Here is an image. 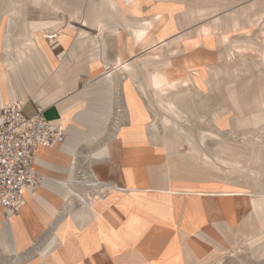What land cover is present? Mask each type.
I'll return each instance as SVG.
<instances>
[{
  "label": "crops",
  "instance_id": "0c3cea01",
  "mask_svg": "<svg viewBox=\"0 0 264 264\" xmlns=\"http://www.w3.org/2000/svg\"><path fill=\"white\" fill-rule=\"evenodd\" d=\"M260 2V6L252 2L225 18L216 17L198 26L199 32L204 26L214 27L212 31L221 41L218 48L210 49L209 52L225 54L228 60L216 66L237 70L242 81L236 89L241 91L245 99H253L254 95L261 93L264 100V24L261 28L263 40L260 60H253L251 63L244 59L231 60L234 49L247 51L251 45L248 39L239 43L232 38L235 33H239L241 38H248L246 28L262 21L264 0ZM29 7H40V23L31 22ZM119 10L123 12L120 7ZM5 11L6 9L0 8V22ZM20 11L22 14L19 23L24 20L30 32L40 29L44 36L5 37L3 48H0V105L15 100L22 101L26 116H32L40 110L51 124L64 126L66 138L57 144L59 149L71 148L75 155L81 145L91 143L95 147L96 159L105 160L109 154L110 140L125 139V134L118 135L119 129L130 127L131 122L126 115L123 77L112 69L113 61L119 53L115 33L119 31L125 34L123 43L129 52V61L134 63V70L138 73L137 80H140L139 74L143 70L148 74L149 70L172 66L173 58L169 56L156 59L159 49L163 55H169V48L160 47L158 41L154 40L150 44L153 49L147 51L148 57L143 61L142 53L148 45L144 50L136 49L141 37L142 14L137 17L125 12L123 15H113L114 17L110 14L120 22L119 26H111L109 24L115 22L104 13L103 5L96 4L93 0H80L78 3L69 0L66 8L56 11H51L46 6L26 4ZM60 11L68 14V23L74 20L82 22L85 19L82 25L95 27L98 35L109 38H83L87 32L81 29L78 38H73V32L65 31L67 27L73 29L68 23L54 17H42L44 12L55 16ZM189 12L197 19V11ZM130 22H133V28ZM51 26L54 28L45 29ZM56 28H60L58 38L47 41L46 34ZM174 57L181 58L182 52ZM137 63L139 66H136ZM137 84L140 85L141 82ZM142 92H145L143 96L147 102L144 99L139 106L145 108L151 119L150 105L154 104L153 97L156 94L149 85L144 91L141 90V95ZM157 99L160 102L156 108L162 111L161 115L166 120L170 136L164 140L165 128L162 127V132L158 130L153 142L149 143L154 148L148 153L168 155L170 164H176L178 169L172 174L166 171L169 169L156 172L155 168L152 170L154 173L149 172L145 179L135 180L132 186L136 188L135 201L128 210L123 205L120 206L119 201L112 202L113 198L93 204L96 213L85 227L78 226L76 217L70 212L62 211L66 202L61 196L62 199L56 196L60 203L57 206L58 212L49 210L50 206L47 204L53 203L49 197L55 192L49 191L47 195H40L38 200L33 201L42 204V207H37L31 201H26V195L30 193L26 189L22 194V205L16 214L2 219L0 207V264H217L223 250L222 232L233 231V227L241 222L240 231L251 232L247 234V241L253 237L252 229L264 228V212L258 216L260 219L256 226L251 223L247 228L246 218L250 215L248 209L234 224L226 219L222 222V218L214 215L202 220L209 202L190 200L202 198V195H233L235 192L224 190L234 188L240 189L241 195L250 197L251 204L256 200L263 210L264 108H258L255 115L253 108L248 110L247 100L241 104L237 102L236 107H245V110L241 113L237 111L236 114L249 116L253 130L257 132L253 135L256 141L251 140L246 149L219 141L217 151L214 149V155L209 158L200 152L207 139H218V135L225 132L227 126L232 130L244 129L246 123L239 118H227V111L219 113L215 118L212 116L207 122L212 124L217 133L197 130L195 134L191 129L178 124L177 119L192 117L205 123L204 116L213 108L197 111L193 106L200 104L192 105L188 100L184 102L177 98L166 100L171 102L172 109L169 110V105L168 111H163L160 105H167ZM175 102L181 106L178 107ZM253 105L251 103L250 107ZM224 106L221 104V107ZM47 113L51 116H46ZM182 144L189 147V152L178 153L176 148ZM44 147L46 146L37 148L33 164V168L40 174L42 173L39 171L37 158L38 154L41 157L45 152L40 150ZM164 163L166 162L163 159L153 166ZM73 171L74 166L70 173L64 171L61 175H55L61 179H67L69 175V179L73 180ZM99 186L104 185H91L93 188ZM117 186L126 188L127 184L118 183ZM106 191L102 195L107 194ZM113 193L114 197L122 194L118 191ZM256 194L260 195L256 197ZM227 224L231 226L228 227ZM238 234L239 230L233 233L234 236Z\"/></svg>",
  "mask_w": 264,
  "mask_h": 264
},
{
  "label": "rangeland",
  "instance_id": "374dc122",
  "mask_svg": "<svg viewBox=\"0 0 264 264\" xmlns=\"http://www.w3.org/2000/svg\"><path fill=\"white\" fill-rule=\"evenodd\" d=\"M74 2L78 3L80 0H73ZM96 4L103 5L104 13H107L109 15V19L115 23L109 24L113 26L116 24L119 26L120 22H117L114 18L110 16V14L113 16H118V14H128L127 7L130 5L131 0H118L119 7L123 10H119V7L115 2L112 0H93ZM140 1V0H138ZM261 0H141L140 6L142 9V21H141V36L146 34L150 30L149 22H154L158 20L162 15L163 11L160 7L155 8L158 3H169L171 2V5H173L176 8H180V10L184 11H197V19H194V21L189 24V27L182 26V23H180L179 20V9L173 14L174 17L177 18V24H179V30L177 32H174L170 38H167L164 42H171L177 40V47L176 44H167L165 45L164 42L160 43L159 46L161 47H168L170 51V54H174V56L179 52H182V57L175 59V57L172 56L173 62H175V65L180 67L181 73L185 74L186 76H190L192 78L193 83L197 81L199 83V87L201 90L206 91V88L203 84V78L208 77L207 72V65L211 64H218L222 65L224 64L228 58L221 52V54L218 53H210L209 50L213 48H218V38H214L213 34H211L209 31L201 33L199 36L198 26L202 23L210 22L212 19L218 17V18H225L226 16L232 14L233 12H237L239 9L244 8L251 4L252 2H256L258 6L261 5ZM43 0H41V3L38 4L39 6H43ZM108 2V3H107ZM260 2V3H258ZM28 4H34V3H28ZM260 4V5H259ZM37 5V4H34ZM109 6V7H108ZM0 8L6 9L4 16L1 19L0 22V45H1V39L3 35V30L5 28V21H6V14H9V9L6 5L0 6ZM21 8V7H18ZM38 8V10L36 9ZM40 7H29V18L31 22L33 23H40L42 20L39 18V10ZM21 10V9H20ZM21 12V11H19ZM22 14V13H20ZM113 16V17H114ZM43 18H51L54 17L57 20H61L63 23H68L69 18L68 14L64 11L58 12L55 16H52L48 12H44L42 15ZM21 18V17H20ZM252 23V22H251ZM70 24L72 25L73 29L71 32H73V38H78L79 29L84 30L87 32L86 36L83 38H109L105 36L98 35V30L95 27H92L90 25H82L81 21H71ZM262 24H264V15L262 21L255 26H250L246 28V32L248 31V38H241L239 36V33H235L233 36L234 40L242 41L244 39H248L251 42V45L249 46V50L245 51L240 49H234V53L231 56V60L238 61L239 59H244L248 63H251L253 60H260L262 57V40H263V34L261 33ZM131 28H133V22H130ZM164 26V22H160L157 28L161 29ZM54 26H51L49 28L45 29H53ZM44 29V28H43ZM206 30H209L210 27H205ZM101 28H99L100 32ZM123 35L120 38H117V45H118V52L119 49H126L123 43L124 38V32H122ZM16 37L17 34L14 32H10L9 36ZM224 35V34H222ZM44 32H42V35L40 38H43ZM180 36H183V38H178ZM80 38V37H79ZM222 38H225L222 36ZM249 42V43H250ZM240 43V42H239ZM155 44V42H154ZM175 44V45H174ZM157 45V44H156ZM148 48L146 51L142 53L143 61H145V58L148 57V52L153 48ZM153 47V46H152ZM173 47V49L171 48ZM145 48V47H144ZM144 48L142 50H144ZM136 49L138 47L136 46ZM174 50L175 52H173ZM148 51V52H147ZM126 56L125 59L129 60V52L126 49ZM161 56H167L163 55ZM169 54V55H170ZM157 55V54H156ZM168 55V56H169ZM220 55V56H219ZM130 62V61H129ZM139 66V64L137 63ZM143 65V63H142ZM112 69H114L112 64ZM116 70V69H114ZM118 72V71H116ZM119 74V73H118ZM120 75V74H119ZM151 94H153V91H151ZM154 96V95H153ZM126 98V93H125ZM154 104L150 105L152 109V118H149V115H147V121H152L155 123L156 126H158V130L162 132V120H164V116L161 115L162 111H160L158 108H156V105L159 104V100L156 97ZM145 98H141V101ZM146 101V99H145ZM126 102V99H125ZM147 102V101H146ZM127 104V103H126ZM148 104V103H147ZM164 105V104H161ZM175 105L180 107L181 105L178 104V102H175ZM223 105H227L226 103H222ZM143 108V107H141ZM217 109V107H215ZM219 109V108H218ZM142 110V109H140ZM26 115V112H24ZM126 115L130 118V127L128 128H120L118 135H121L127 131H130L136 127V125L141 123L140 117L137 116L136 120L133 121L131 115L129 114V108L127 106V112ZM46 116H51L50 113H47ZM215 118V114L207 113L204 116V119L206 120L205 123L200 122L197 119L194 118H180L177 119V123L191 129L195 134L197 133V130H204L207 132H213L217 133L216 129L212 126L211 123H207L208 120L211 117ZM227 118H239L243 121V123H246V128L244 129H238V130H232L230 126L226 127V131L218 135V139H207L205 141V145L201 147L200 152L205 153L209 158H212L211 156L216 149L217 143L219 141H223L225 143H228L232 146L238 147L240 149H246L248 147V143L251 140L256 141V137L253 135H256L257 132L253 130V124L252 121L249 119V116L246 115H237L232 109L228 111L226 114ZM45 119H47L45 116H43ZM217 121V120H215ZM140 122V123H139ZM143 124V122H142ZM151 124V122H150ZM138 130H141V126L137 127V130L135 133H139ZM158 132V131H157ZM63 137L56 143L59 144L65 140V132L63 131ZM119 139V138H118ZM116 140H110L108 143L109 145L113 142L119 141ZM137 139L136 141L143 142L145 138L143 135L140 134V138H133V137H126L123 139V142H125L124 145H122V153L123 155L116 150L114 158L118 160V162L122 163V167L120 170H117V173L114 175V177L106 176V169L102 168V164H108L109 159L111 156L110 148H109V154H107V158L105 160H97L95 156V147L94 144H83L79 147L78 151L75 153V155L72 153L69 160H65L61 165H51L48 168H44L43 166H40L39 164V171L44 174L47 173L50 176L57 178L60 181H56L47 177L50 182L55 185L57 188L61 189L62 191H66L67 189L70 191L68 195L65 196V198H69V203L67 205V200L63 199L66 204L64 205L69 206L70 210L72 208L78 209L82 205L81 198L85 199L90 204H95L97 202H100L102 200H107V198H113V201H119L120 206L123 205L126 210L130 209L131 203L135 201L136 193L134 192L136 188L132 187L135 180L145 179L147 177L148 171V161H146L147 157L146 152H150L151 149L149 147L141 146L142 148L134 147L132 145V142ZM54 144V145H56ZM115 146L117 144H114ZM57 146V145H56ZM178 153L183 154L189 152V147L186 144H182L181 146L176 148ZM217 151V149H216ZM216 155V154H215ZM152 157H155V155H150ZM157 156V155H156ZM73 157V159H72ZM106 157V156H105ZM73 180L69 179V175L67 179H61L60 176L64 173V171L70 173L73 170ZM96 168H101L103 176L106 178L101 179L99 175L97 174ZM57 174V175H55ZM216 175V174H215ZM94 182V183H93ZM81 183V184H80ZM118 183H126V190L122 192V194L116 195L114 197L115 191H112L110 186H117ZM101 185L103 184L105 188H102L104 186H99L98 188H93L91 185ZM90 185V186H88ZM129 185V186H128ZM41 186V185H40ZM39 188V187H38ZM37 187L34 189H28L29 192H35L38 189ZM149 189V188H146ZM233 189V188H229ZM98 190L97 192H95ZM107 190V191H106ZM81 191V192H80ZM93 191V193H92ZM108 192L107 194L102 195L104 192ZM83 192V193H82ZM89 194V195H87ZM93 194V195H91ZM56 196L60 199H62L59 195L52 193V195L49 197L50 200L53 201L51 204H47L49 207V210L53 213H57L58 209L57 206L60 204L56 200ZM79 202H78V201ZM193 202H209L208 206L205 208V217L202 220H206V218L210 215H214L216 217H220L223 219H226L231 224H234L236 221H238L242 214L249 209V206L244 207L242 204H238L240 202H237L236 199H229L225 200L224 197L221 195H212V196H202V198L199 199H190ZM81 201V202H80ZM81 203V204H80ZM243 206V207H242ZM62 211H64V208ZM72 207V208H71ZM78 207V208H77ZM76 209H73L71 211H75ZM199 209V208H198ZM121 210V209H120ZM242 224L239 222L236 226L233 227V231L231 232H222L223 236V250L221 251V258L217 260V264H264V228H254L252 229V235L251 239L246 241L247 234L251 233L247 230H242ZM237 230H239L238 235H233ZM237 238V239H236ZM236 239V240H235Z\"/></svg>",
  "mask_w": 264,
  "mask_h": 264
},
{
  "label": "bare ground",
  "instance_id": "6f19581e",
  "mask_svg": "<svg viewBox=\"0 0 264 264\" xmlns=\"http://www.w3.org/2000/svg\"><path fill=\"white\" fill-rule=\"evenodd\" d=\"M43 1H44L43 6L48 7L51 11H56L59 8H66L67 4H69V0H43ZM112 1L118 5V0H112ZM140 1L138 0L130 1V5L127 7V12L129 15L137 17L140 14H142L141 7H140ZM28 3H34L38 5L41 3V0H0V6L6 5L7 8L9 9V12H8L9 14L5 15L6 21H5V28L3 30V35L1 39V45H0L1 49L3 48L5 37L9 36L10 32H14L17 34V36L14 38H26L29 35L40 38V36L42 35V32L40 31V29L35 30L34 32H30V30L28 29L27 23L24 20L21 23H19V20L21 17V14H20L21 12L19 11L20 9L22 10V8ZM18 7H21V8H18ZM160 7L163 11V15L158 20L152 23L149 22L150 30L146 34L142 35L136 44V46L139 49H143L147 45H150L151 42H153L154 40L158 41L157 44H160L166 41L167 38H170V36H172L174 32H177L179 30V24H177V18L174 17L173 14L178 9L180 10V8L174 7L173 5H171V2L169 3L160 2L157 4L155 8L160 9ZM179 12H180L179 20H180V23H182V26L184 25L188 26L194 21L195 17L189 11L186 12L184 10L182 11L180 10ZM82 22H85V19H83ZM160 22H164V26L161 29L157 28ZM68 25L72 26L70 23H68ZM213 28L214 27H210L209 30H206L204 26L200 29L199 33L201 34L203 32L209 31L211 34H213L214 38H218L217 42L219 45L221 40L219 36L212 31ZM16 29H19V32H16ZM56 29L60 30V28H56ZM65 31H72V29L70 27H67L65 28ZM229 32L230 31L227 32L228 37H229ZM200 34H198V36ZM115 35H118L117 38H120L123 35V33L118 31L115 33ZM135 36L138 38L137 34ZM178 38H183V36H180ZM176 42L177 40L175 41L173 40L171 42H164V43L165 45L175 43L176 45L175 44L174 45L177 47L178 44ZM119 50L120 51L117 55V58L113 61V67L123 77L125 93H126V103L129 108V114L131 115L133 121L136 120L137 116L140 117L141 119L140 120L141 123L139 122L140 124L136 125L134 129L127 131L123 134L129 137H133V138H140V134H141L145 138L143 142L136 141L137 139H135L132 142V145L134 147L142 148L143 146H145V147H149V149H152L154 147L151 146L150 144L153 142L152 141L153 137L157 136L158 126H156L155 123L150 120L147 121V113L145 112V108L144 107L141 108L142 106L141 107L139 106V104L141 103V98L144 97L143 94L145 93V92H142V95H141L140 94L141 90L144 91L145 87H147L148 85L154 90L156 97L161 99V101L165 103V105H167L166 107L163 105H160V108L163 111H168L167 108L169 105H170L169 110L172 109L171 102H167L166 100L177 99V98H181L184 102L188 100L189 103L192 105L200 104L199 106H193V108L197 111L213 108V110L210 111V113L215 114V116L218 115L219 113H225L227 111H230L231 109L235 113L237 111L241 113L242 110L243 111L245 110V107L243 108H240V106L236 107V103L238 102V104H241L245 102L244 100H247L246 102L248 103V110H250V108L254 109L255 115H257L258 108H261V107L264 108V100L262 99L263 95L261 93L254 95L253 99H250L249 97L245 99V96L241 93V91L237 90L238 88L236 89V87L240 84L242 80L240 78V74H237V70H235V68L228 69L227 67H217L216 64L207 65L208 77L203 78V84L206 88V91H203L200 89L199 83L197 81L194 84L190 76H186L185 74L181 73L180 67L175 65V62H173L172 66L166 67L164 69L153 70V71L149 70L148 74H145L143 70V73L141 72L139 74L140 80H137L138 73H136L137 71L134 70V63L131 61L129 62V60L127 61L125 59V56L127 53L126 49L120 48ZM161 55L162 54L160 53V49H159V52L157 53L158 57H156V59L163 57ZM172 56L174 57V54L169 55V57L171 58ZM139 82H141L140 85L137 84ZM136 88L138 89V91ZM257 98L259 100H257ZM252 100H254V102ZM201 102L203 103L201 104ZM224 102H226L228 105L221 107V104ZM251 103L254 105L250 107ZM215 107H217L216 110H214ZM218 108H221L220 111H218ZM166 125H167L166 120L165 119L162 120V127L165 128L164 140H167L168 137L170 136V132L167 130ZM56 126L64 130V126L62 124H58ZM138 126H141V130H138L139 133H135ZM56 143L57 141L53 142L52 144L44 148H40V150L42 149L45 150V152L42 153L41 157L38 154L37 163L40 164V166H43L44 168H48L51 165L54 166L55 162H57V164L55 165H61V163H63L65 160L66 161L69 160L71 154L73 153L72 149L71 148H66L64 150L59 149V147L56 146L57 145ZM114 144H117V145L115 146ZM124 144L125 142H123L122 140V141L113 142L109 145L110 153H111L109 163L101 165L102 168L106 169V176L109 175V177H114V175L117 173V170L121 169L122 163L118 162V160L115 159L114 156H115L116 150H118L123 155L121 147ZM148 152L145 153L146 156H148L146 159V161H148V170H149L148 172L154 173L152 170L157 168L155 170L156 172L163 170V169H169L166 171L173 174L178 169L176 164H170V162L168 161V155L163 154V155L156 156V154H153L155 155V157H152L150 156L152 154H149ZM169 153L170 152L168 151L167 154ZM163 159L165 160L166 163H164L163 165H159V166H153V164H156L157 162H160ZM34 171L36 170L34 169ZM96 171L101 179H104V180L106 179L102 174L101 168L100 169L96 168ZM37 173L42 177V182L40 184L41 186L39 185L38 186L39 188L37 187L38 188L37 191L27 193L26 201H31L32 205L34 206L42 207L41 203L33 202V201L38 200V197L40 195L41 196L47 195V193L51 191V192L57 193L63 199L67 200V205H68L69 203L68 199L70 197L65 198V196L68 195L70 191L68 189L66 191H62L61 189L53 185L50 182V180L47 179V177H49L51 179L58 180L57 178H54L47 173H44V174H40L39 172ZM176 174H178V172ZM110 188L112 191H116V192L117 191L123 192L126 190V188L119 187V186H110ZM26 189H29V188H23L22 194ZM224 191L235 192L233 193V195L230 194V195L224 196L222 194L221 196L224 197L226 201L229 199H236L237 202H240L238 203L239 205L242 204L246 208L247 206H249L248 210L250 212V215H248L246 218V223H248L247 228L250 227L251 223L253 226H256L258 224V220L260 219L258 216H261L262 215L261 213L264 212V206L262 210L261 205L260 204L258 205L256 203V200H254V202L251 204L250 197L246 195H241L242 191L240 189L233 188V189L224 190ZM259 195L260 194L258 195L256 194L254 196L258 197ZM197 196H200V195H197ZM202 196H212V195H202ZM80 200L82 201V202L80 201L82 203L81 207H79L75 211H71L69 206H66V207L64 206L65 207L64 212L65 213L70 212L73 216L76 217L75 221L77 225L85 227V225H87L88 222L92 221L96 213V208L93 204L88 203L85 199L81 198ZM227 225L228 227L231 226L230 224H227Z\"/></svg>",
  "mask_w": 264,
  "mask_h": 264
},
{
  "label": "built area",
  "instance_id": "2783aa9c",
  "mask_svg": "<svg viewBox=\"0 0 264 264\" xmlns=\"http://www.w3.org/2000/svg\"><path fill=\"white\" fill-rule=\"evenodd\" d=\"M52 30L45 39L58 38ZM63 129L46 120L41 111L32 116L23 113V102L0 105V207L2 219L16 214L22 205L23 188L34 189L42 177L33 169L39 146H48L63 137Z\"/></svg>",
  "mask_w": 264,
  "mask_h": 264
}]
</instances>
